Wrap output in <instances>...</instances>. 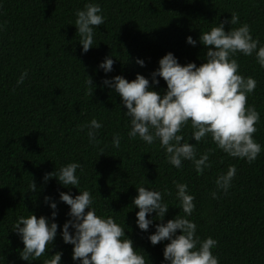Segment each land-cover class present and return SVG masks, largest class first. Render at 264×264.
I'll return each mask as SVG.
<instances>
[{"label": "trees", "instance_id": "obj_1", "mask_svg": "<svg viewBox=\"0 0 264 264\" xmlns=\"http://www.w3.org/2000/svg\"><path fill=\"white\" fill-rule=\"evenodd\" d=\"M86 3L100 6L104 22L94 27L93 46L82 53L74 21ZM231 13L238 16L234 25L228 23ZM221 22L225 31L247 24L264 45V0H0V264H43L57 251L61 264H78L71 258L72 245L60 235L69 206L59 200V192L75 196L82 190L89 191L97 215L111 216L125 227V236L149 264H161L168 241L153 245L147 237L154 225L185 216L174 181L186 184L194 197L193 211L185 218L195 223L201 241L216 240L211 252L218 264H264V68L255 55L237 52L232 58L241 76L256 81L245 107L259 114L252 137L261 152L250 163L231 157L210 134L194 141L189 122L178 134L194 145L197 159L207 152L209 166L200 174L190 160H182L179 168L171 165L159 140L147 144L138 136L129 138L126 108L102 83L115 75L132 80L139 73L151 85L150 73L167 52L181 65L199 66L206 48L198 37ZM187 36L197 41L195 46L186 43ZM105 56L114 60L108 73L98 68ZM156 79L158 84L151 86L162 95L166 84ZM93 118L102 126L89 142L84 126ZM116 134L119 148L112 145ZM70 162L80 164L77 187L43 179ZM229 166H235L236 174L225 192L215 181ZM31 181L35 191L29 190ZM137 186L159 191L168 205L163 218L151 214L147 232L135 224ZM45 196L56 202L57 234L45 255L24 261L19 256L23 243L11 228L20 215L51 218Z\"/></svg>", "mask_w": 264, "mask_h": 264}, {"label": "clouds", "instance_id": "obj_2", "mask_svg": "<svg viewBox=\"0 0 264 264\" xmlns=\"http://www.w3.org/2000/svg\"><path fill=\"white\" fill-rule=\"evenodd\" d=\"M100 13L101 8L96 3H86L82 10L75 12L74 25L80 37L82 53L93 46L94 27L104 22ZM237 22L238 16L231 13L228 23L234 25ZM185 39L189 45L195 46L197 43L191 36ZM198 39L206 48L204 62L199 66L194 62L181 65L171 52L158 59V67L150 73L151 85L158 84L157 77L162 78L166 84L162 95L153 90L149 79L139 73L132 80L115 75L110 79L104 78L102 83L120 96L126 108L123 113L129 118V138L138 136L147 144L159 140L171 165L179 168L182 160H190L197 174H200L209 166L207 152L197 159L194 145L178 134L189 122L194 141L200 142L206 134H210L217 148L231 157L244 158L250 163L261 152V145L252 137L259 114L253 107H245L246 94L255 89L256 81L241 76L237 61L232 57L237 52L245 56L254 54L260 67L264 68V45L252 37L247 24L225 31L224 22H221L209 31L200 33ZM135 62L141 67L144 65L142 59L137 58ZM113 63L111 56H105L98 63V68L108 73L112 71ZM25 75L26 72L21 73L17 84L23 82ZM88 82L91 84L90 79ZM101 126L94 118L84 126L88 128L89 142L95 141L96 130ZM112 145L119 148V134L113 136ZM78 168V162H70L55 172L46 173L43 179L47 181L54 177L60 185L77 187ZM235 174V166H229L225 173L217 177V187L227 192ZM173 183L185 216L176 215L162 224L154 225L155 231L147 239L153 245L168 241L162 250L161 264H218L211 252L216 240L207 237L201 241L195 235V223L185 218L193 211L194 197L188 193L186 184ZM35 189L36 185L31 181L29 190ZM135 189L136 195L132 198V205L138 208L135 224L147 232L153 222L151 214L155 212L156 219L163 218L168 205L162 203L159 191L143 186ZM212 195L215 198V193ZM44 200L52 209L51 218L43 215L37 217L32 213L20 215L11 228L23 243L19 256L24 261L45 255L46 246H50L57 234L56 202L47 196ZM59 200L69 206V219L60 225V235L65 243L72 245L73 261H78V264H149L145 256L133 248L132 240L125 236V227L115 223L111 216L96 214L89 191H79L75 196L61 191ZM146 214L149 218H146ZM178 229L179 234L176 232ZM48 257L43 264H61L59 251Z\"/></svg>", "mask_w": 264, "mask_h": 264}]
</instances>
